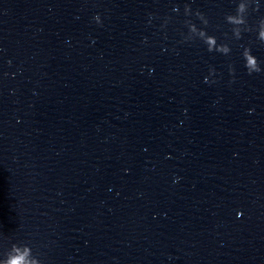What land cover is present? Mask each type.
<instances>
[{"label": "clouds", "instance_id": "1", "mask_svg": "<svg viewBox=\"0 0 264 264\" xmlns=\"http://www.w3.org/2000/svg\"><path fill=\"white\" fill-rule=\"evenodd\" d=\"M259 7L258 0H236L234 11L224 17L225 23L231 26V32L234 39L240 40L243 33L255 32L256 40L261 44H264V16L260 17L255 25H250L248 19L250 11L257 12ZM184 15L186 17L194 15L204 25V27L198 28L191 19L185 20L184 24L187 27L188 32L184 35V42L198 39L206 46L208 52H218L225 56L231 53L232 49L229 44L218 43L215 35L208 34L206 31L208 20L203 13L199 10L193 12L190 5L186 4L184 6ZM97 17L98 15L95 19ZM165 23H167V20ZM241 58L244 61V68L249 75L264 71V69L261 68V62L252 53L250 46H243ZM229 71L230 73L234 72L231 67L229 68ZM212 72H214V69H210V73ZM0 264H37V262L32 257L31 249L28 246H24L23 248L14 247L8 258L4 261H0Z\"/></svg>", "mask_w": 264, "mask_h": 264}]
</instances>
